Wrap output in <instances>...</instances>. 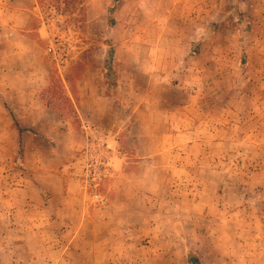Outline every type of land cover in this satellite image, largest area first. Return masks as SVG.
I'll return each mask as SVG.
<instances>
[{"label": "crops", "instance_id": "1", "mask_svg": "<svg viewBox=\"0 0 264 264\" xmlns=\"http://www.w3.org/2000/svg\"><path fill=\"white\" fill-rule=\"evenodd\" d=\"M31 5L0 0V150L3 157H17L21 172V183L8 189L12 196L0 198V250L7 264H114L119 239L133 232L132 214L153 196L171 197L173 190L186 196L192 187L198 199L190 204L204 213L211 203L200 198L203 189L217 188L218 157L252 153L264 170V106L252 103L247 111L255 116L248 113L240 122L236 108H227L222 124L214 97L207 103L199 89L181 85L188 82L178 69L163 67L169 56H114L117 87L111 95L104 63L87 68L77 82L80 139L70 120L40 99L48 73ZM172 77L182 82L173 84ZM94 115L113 119L101 126L90 122ZM256 116L262 125L248 129ZM14 121L26 131L20 134ZM90 126L103 131L112 163L103 209L91 207L68 174Z\"/></svg>", "mask_w": 264, "mask_h": 264}, {"label": "rangeland", "instance_id": "2", "mask_svg": "<svg viewBox=\"0 0 264 264\" xmlns=\"http://www.w3.org/2000/svg\"><path fill=\"white\" fill-rule=\"evenodd\" d=\"M17 2L30 8L35 4L31 20L41 29L38 46L48 73L45 88H58L74 105L81 101L77 82L87 68L104 63L111 95L117 87L114 56H169L163 67L182 71L178 73L188 83L181 85L199 89L207 103L214 97L222 124L227 108H236L234 119L240 122L252 103L264 106V0ZM179 81L172 77L173 84ZM250 113L248 118L256 112ZM260 116L247 128L258 130ZM93 118L90 122L104 126L113 116ZM222 124L220 132L227 134ZM76 135L81 139V128ZM2 153L0 198L12 196L9 191L21 183L17 157ZM257 160L252 153L218 157L217 188L203 189L200 198L211 203L204 213L190 204L196 197L192 187L186 196L174 190L171 197L167 192L153 196L147 207L132 214L133 232L119 239L114 264H188L190 254L201 264H264V170H258ZM116 227L124 229L122 223ZM0 264H7L1 250Z\"/></svg>", "mask_w": 264, "mask_h": 264}, {"label": "built area", "instance_id": "3", "mask_svg": "<svg viewBox=\"0 0 264 264\" xmlns=\"http://www.w3.org/2000/svg\"><path fill=\"white\" fill-rule=\"evenodd\" d=\"M84 142L71 163L69 176L80 186L89 205L103 209L109 205V198L103 192V185L111 175L112 163L103 131L95 126L84 129Z\"/></svg>", "mask_w": 264, "mask_h": 264}, {"label": "trees", "instance_id": "4", "mask_svg": "<svg viewBox=\"0 0 264 264\" xmlns=\"http://www.w3.org/2000/svg\"><path fill=\"white\" fill-rule=\"evenodd\" d=\"M118 0H115L117 2ZM111 58H113L112 52L110 53ZM73 87V89H72ZM71 87V91H74V86ZM40 99L42 103L49 109L57 112L63 119H68L71 122L73 129L76 131L79 130L81 126L80 119L78 117L75 105L69 97H67L62 92L58 93V88L56 90L55 87L49 86L45 88L40 93ZM15 127L18 129L19 133L21 134L23 131L19 128V125L16 121H14ZM188 264H201L199 259L195 256L190 254L188 257Z\"/></svg>", "mask_w": 264, "mask_h": 264}]
</instances>
